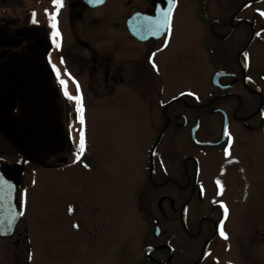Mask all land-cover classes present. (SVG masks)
<instances>
[{"label":"flooded vegetation","instance_id":"1","mask_svg":"<svg viewBox=\"0 0 264 264\" xmlns=\"http://www.w3.org/2000/svg\"><path fill=\"white\" fill-rule=\"evenodd\" d=\"M232 2L228 17L208 13L202 32L187 40L173 32L178 0H62L58 9L54 0H0V159L23 164L26 180L28 168L83 161L93 156L98 102L154 105L155 136L125 193L138 217L137 262L264 264V193L252 194L247 171L264 141V66L252 68L250 55L264 12L245 15L264 0ZM241 26L234 54L222 57L217 42L234 39ZM204 57L214 69L207 91L199 86ZM145 88L151 97L140 96Z\"/></svg>","mask_w":264,"mask_h":264},{"label":"rangeland","instance_id":"2","mask_svg":"<svg viewBox=\"0 0 264 264\" xmlns=\"http://www.w3.org/2000/svg\"><path fill=\"white\" fill-rule=\"evenodd\" d=\"M227 1L178 0L173 32L192 40L202 32V23L208 22V13L228 17L233 0L229 1L231 5ZM111 7L121 10L117 5ZM263 12L264 3L253 6L245 15L263 16ZM215 28L222 29L219 25ZM233 31L234 39L217 42L220 55L226 59L234 54L243 27ZM188 49L187 54L195 44L188 45ZM250 55L252 68L261 71L264 31L254 41ZM199 64L203 67L199 86L207 91L213 65L205 57ZM186 70L189 80L196 76V63L190 58ZM140 96L152 94L145 88L140 89ZM159 112L154 105L139 101L122 100L120 104L119 99L108 98L107 103L98 102L90 117L93 156L83 161L71 158L57 170L28 168L26 215L18 231L0 237V264H135L138 217L126 199L137 176L133 168L144 162V149L155 136L154 113ZM241 154L240 160L244 161ZM87 163L96 169L89 173L84 167ZM247 171L252 194L264 193V141L250 152Z\"/></svg>","mask_w":264,"mask_h":264},{"label":"water","instance_id":"3","mask_svg":"<svg viewBox=\"0 0 264 264\" xmlns=\"http://www.w3.org/2000/svg\"><path fill=\"white\" fill-rule=\"evenodd\" d=\"M170 10L172 15L174 4ZM128 24L131 28L132 19ZM163 25L160 33L166 32L169 24ZM27 186L24 165L0 159V237H10L16 232L25 211Z\"/></svg>","mask_w":264,"mask_h":264},{"label":"snow or ice","instance_id":"4","mask_svg":"<svg viewBox=\"0 0 264 264\" xmlns=\"http://www.w3.org/2000/svg\"><path fill=\"white\" fill-rule=\"evenodd\" d=\"M98 2H102V0H98ZM54 4L56 5V7L58 9L60 6H62V0H54ZM33 15H35V14H33ZM162 16L164 17L162 23L165 24V25L169 24L170 23L171 10L169 9V11L162 13ZM51 18H52V21H53L52 27L56 28V26H57L56 25V16L53 15ZM53 35L54 36H58L59 32L57 31V32L53 33ZM57 46H59V45H57ZM61 83H65V82L61 81ZM70 99L79 100L80 98L79 97H70ZM81 122H83L82 118H81ZM83 150H84V136H83V133H81V137H80V152L82 153ZM77 159H79V156L77 157ZM226 216H227V209L225 208V217ZM221 235H225L223 233L222 229H221ZM225 238H227V237L225 236Z\"/></svg>","mask_w":264,"mask_h":264}]
</instances>
